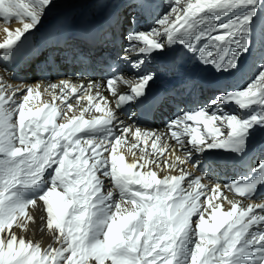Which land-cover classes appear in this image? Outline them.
Instances as JSON below:
<instances>
[{
    "label": "bare ground",
    "instance_id": "6f19581e",
    "mask_svg": "<svg viewBox=\"0 0 264 264\" xmlns=\"http://www.w3.org/2000/svg\"><path fill=\"white\" fill-rule=\"evenodd\" d=\"M248 1L256 5L260 0ZM190 2L192 5L199 2H204L207 5L196 7L192 11L193 14L204 9L213 12L220 10L233 11L238 5L237 0H191ZM37 29L38 26L33 21H26L21 18L9 21L0 14V44L3 41H10L17 34ZM21 75L22 72L18 68L13 69L5 65L0 59V127L13 126L14 122L13 120L10 121V119L15 114L20 115L21 118L37 115V119L38 117L40 118L41 126H45L48 123L56 126H68L75 123L79 117L84 116L88 103L80 104V99L84 97V94L81 96L74 94L79 88L76 87L66 91L64 87L54 81L42 82L38 79L28 85L23 78L19 79ZM26 85L30 88L28 92L20 96L16 94L19 89ZM96 92L97 88L93 87L92 94L95 95ZM15 100H23V102L21 105L13 107L16 104L14 103ZM9 102L13 103L12 108L7 110L6 104ZM65 105L72 112L65 111ZM24 107L26 109L19 112ZM63 112L64 116L62 117ZM58 116L62 117V119L57 120ZM97 117L96 115L94 116V118ZM5 120L6 122L3 123ZM228 120V110L222 106L219 117V122L222 124V137L227 135ZM88 134L87 126L80 124L74 134L63 145L51 140L49 132L46 130L36 135L33 141L34 154L29 159L33 162V167H37L40 172L37 174L36 169H32L31 174H37V177L41 178L42 173L45 170L48 171L54 168L59 162V157H61V167L65 175L67 176L68 173H71L72 177L75 178L73 173L81 163L79 141ZM139 135L143 139L142 152H137V150L125 151L126 148L129 150L132 147L133 143L130 142L128 145H124L123 149L115 151V154H119L122 159L132 162L122 163L121 168L125 170H143L149 179H157L158 188L163 192L164 200L167 203H171L169 207L163 205L154 206L153 210H155V213L149 215L146 221L143 222V215L134 203L117 200L118 204L115 210L117 218L110 229H104L106 222H104L103 215L104 213H109L106 209L115 204V199L110 204L99 205L98 211L93 212L82 206L83 203L89 205L91 201L88 198L72 197L73 189L71 187L66 188V190L54 187L43 198L30 203L26 202V197L29 193L8 195L0 191V200L11 202L13 204L11 211L14 213V219H11L9 223L0 228V248L3 247L6 250L15 246L17 251H21L17 257L29 251L33 252L34 256L37 255L36 258H41L43 262L56 264L57 255L66 249L68 243L67 247L73 251V254L71 255L72 258L67 260L74 259L76 264H137L135 253L139 258L138 264H157L143 244H150L148 239L160 226L175 234L181 229H188L189 233H191L193 228L189 229L188 222L195 214H199V219H197L196 223H199L200 226L204 225L208 228L214 227L215 224L223 223L225 215L230 211V204L236 205L238 203L237 199L221 192L214 193V185L201 187V183L197 185H190V183L188 185L190 190L193 193L199 192L196 196L203 193L210 194L206 201V204H210V209H203V205L197 202H194L192 207H189L188 201L194 200V198L186 195L182 180L185 181L186 175H191L190 177L193 178L196 173H193L192 168L180 165V160L175 162L174 158L164 152L165 148L152 147L156 141L162 139L161 131L158 129L140 130ZM218 136H221V134ZM9 137L10 134L6 136L8 139ZM8 142L12 147L8 152L3 153L12 154L20 150L14 147L10 139ZM45 143H48V148L44 147ZM3 146H5L4 141ZM31 146L32 144L27 145L26 149L31 148ZM167 147H169V144L166 143ZM40 150L41 152H39ZM41 153H44L43 157H40ZM76 154L78 156L75 157ZM15 158L19 159L16 155ZM97 163L92 162L96 168L99 167ZM238 169L234 166L229 173H226L225 169H219L218 172L221 173L222 178L226 179L233 171L237 173ZM257 182L259 186L253 188L251 192L252 198L263 201L264 198L258 193L260 189H264V175ZM103 185L105 184H100L102 186L101 192L104 190ZM29 187V185L26 186V188ZM110 189L115 195L114 184ZM107 194L110 195V191H107ZM259 207L264 210V204H260ZM242 208L245 207L239 209ZM101 211L102 214H100ZM96 214L101 215V221H98ZM73 216L78 217V219L73 221ZM210 218L211 221H209ZM131 221L137 223L135 229L129 231L128 234L127 232H122V229L129 230L128 226ZM199 227L196 228L195 226L194 235H196ZM84 231L85 237L82 236ZM261 237L262 235L259 232L255 236L240 233V240L234 241L230 246L239 255L251 256V249L261 251V242L253 245V242ZM127 242L130 250L117 249L118 246L123 247ZM199 242L206 243L205 239L198 240L194 238L189 244V250L184 249V254L190 258L191 264L196 262L191 252L194 251V254L196 253L199 249ZM208 247L210 248V244H208ZM113 254L118 257H114ZM88 256L89 258L86 260L85 258ZM177 258L180 259L181 257L178 256ZM252 258H257L261 262L260 264H264L262 253L254 255ZM67 260L66 263H68ZM199 264H209V261L203 259Z\"/></svg>",
    "mask_w": 264,
    "mask_h": 264
},
{
    "label": "rangeland",
    "instance_id": "374dc122",
    "mask_svg": "<svg viewBox=\"0 0 264 264\" xmlns=\"http://www.w3.org/2000/svg\"><path fill=\"white\" fill-rule=\"evenodd\" d=\"M190 1L191 0H188L187 3L189 5H192V3ZM29 89L30 88L28 87V85H26L25 87H22V89H19L16 92V94H18L19 96L23 95L26 92H28ZM21 104H22V101L20 100V104H18V106L21 105ZM25 109H26V107L22 108L20 110V112L22 110H25ZM17 116H19V115L15 114V118ZM5 127H0V131L5 128L2 132H0V137L3 135V137L7 141L6 144H9L8 148L5 151H3V152H8L11 149L12 146L8 142L9 139L6 138V136H8V134H10V132H6V131L7 130L11 131V128H9L10 127L9 125H6ZM92 149H93L92 146L88 147V150H92ZM9 203L11 204V207H12L13 204L11 202H9ZM117 204H118V201L115 200V204H113L110 208L116 210ZM110 208H108L106 210L110 211ZM100 214H102V211L100 212ZM198 216L199 215H196V214L193 215L191 217V219L189 220V222H188L189 227H190L189 229H191V227L193 228V231H191V233H189L188 229H181L183 231H181V230L179 231L178 237L175 240H173L171 242H166L165 240H163V243L166 245L168 251H171L172 249H174V253L169 254V256H168V258L170 257V260H171V262L169 264H191L190 258L186 257V255H184L182 251L184 249L189 250V248H190L189 244L193 241L194 238L199 240V237L197 235L193 234L195 229L200 226L199 223H196L198 221L197 219H199ZM11 219H14V213L10 217L9 222H10ZM76 219H77V217L73 216V221L76 220ZM104 222H106V220ZM195 226H196V228H195ZM122 232H127V234L129 233V231H126L125 229H122ZM84 233H85V231L82 234L83 237H85ZM68 245L69 244L67 243V246ZM202 245H203V243L199 242V244H198L199 251L197 253H195V255L197 257L199 256V254L201 252ZM67 246H66V249L63 252H61L60 254L57 255V257L55 259L56 264H76L74 259L67 260L68 258H72L71 255L73 254V251H71L70 248L68 249ZM121 248H124L126 250H130L129 249L130 246H129L128 242L125 245H123V247H119V246L117 247L118 250L121 249ZM19 252H21V251H17L15 246H12V247H10L9 249H6V250H4L3 247H1L0 248V264H48L46 262H43L41 260V258H36L37 255L34 256V253L33 252H29V251H26V252L23 253L22 256L17 257ZM193 252L194 251H192L191 253H193ZM113 256L114 257H118V256H116L114 254H113ZM178 256H184V257H186V259L185 260H179L177 258ZM135 257L137 258V264H138L139 263V258H138V255L136 253H135ZM88 258H89V256L86 257L85 259L87 260ZM66 260L68 261V263H66ZM166 261H167V258L165 259V262ZM80 264H82V263H80Z\"/></svg>",
    "mask_w": 264,
    "mask_h": 264
}]
</instances>
